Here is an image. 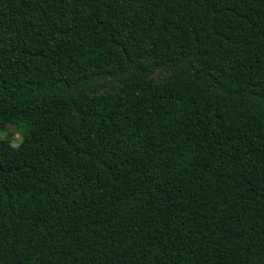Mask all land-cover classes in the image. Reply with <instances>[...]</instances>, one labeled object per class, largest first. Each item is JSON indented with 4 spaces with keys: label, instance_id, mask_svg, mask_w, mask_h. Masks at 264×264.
<instances>
[{
    "label": "trees",
    "instance_id": "obj_1",
    "mask_svg": "<svg viewBox=\"0 0 264 264\" xmlns=\"http://www.w3.org/2000/svg\"><path fill=\"white\" fill-rule=\"evenodd\" d=\"M4 131L0 264H264V0H0Z\"/></svg>",
    "mask_w": 264,
    "mask_h": 264
},
{
    "label": "rangeland",
    "instance_id": "obj_2",
    "mask_svg": "<svg viewBox=\"0 0 264 264\" xmlns=\"http://www.w3.org/2000/svg\"><path fill=\"white\" fill-rule=\"evenodd\" d=\"M6 132L10 133L13 137V144H17L19 141H20V130L15 127L14 125H8L7 126V129H6ZM5 131L0 133V137H3L6 133Z\"/></svg>",
    "mask_w": 264,
    "mask_h": 264
}]
</instances>
